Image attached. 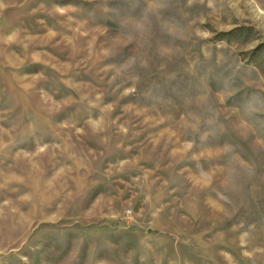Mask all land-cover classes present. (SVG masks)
<instances>
[{
	"label": "rangeland",
	"instance_id": "rangeland-1",
	"mask_svg": "<svg viewBox=\"0 0 264 264\" xmlns=\"http://www.w3.org/2000/svg\"><path fill=\"white\" fill-rule=\"evenodd\" d=\"M0 264H264V0H0Z\"/></svg>",
	"mask_w": 264,
	"mask_h": 264
}]
</instances>
